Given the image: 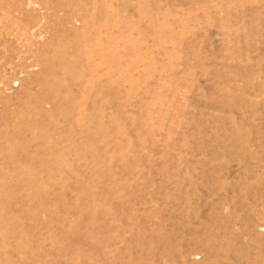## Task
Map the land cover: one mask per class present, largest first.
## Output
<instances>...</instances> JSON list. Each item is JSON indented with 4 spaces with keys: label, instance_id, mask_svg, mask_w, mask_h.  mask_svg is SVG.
Listing matches in <instances>:
<instances>
[{
    "label": "rangeland",
    "instance_id": "rangeland-1",
    "mask_svg": "<svg viewBox=\"0 0 264 264\" xmlns=\"http://www.w3.org/2000/svg\"><path fill=\"white\" fill-rule=\"evenodd\" d=\"M0 264H264V0H0Z\"/></svg>",
    "mask_w": 264,
    "mask_h": 264
}]
</instances>
